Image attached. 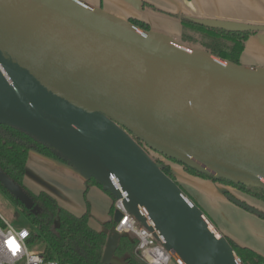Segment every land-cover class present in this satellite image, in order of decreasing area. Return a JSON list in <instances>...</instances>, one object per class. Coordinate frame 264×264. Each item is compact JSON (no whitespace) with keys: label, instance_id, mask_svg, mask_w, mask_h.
Masks as SVG:
<instances>
[{"label":"water","instance_id":"1","mask_svg":"<svg viewBox=\"0 0 264 264\" xmlns=\"http://www.w3.org/2000/svg\"><path fill=\"white\" fill-rule=\"evenodd\" d=\"M187 17L264 31V24ZM0 123L51 143L116 198L125 192L127 209L176 263L243 264L129 132L169 160L264 188V67L188 47L85 0H0ZM0 181L18 192L1 170ZM238 197L227 196L264 217ZM106 223L102 263L127 264L115 252L132 235Z\"/></svg>","mask_w":264,"mask_h":264},{"label":"trees","instance_id":"2","mask_svg":"<svg viewBox=\"0 0 264 264\" xmlns=\"http://www.w3.org/2000/svg\"><path fill=\"white\" fill-rule=\"evenodd\" d=\"M176 17L180 20V31L176 38L178 42L191 48L207 50L223 60H229L238 64H241V57L246 49L249 38L257 33L256 31H228L209 27L185 15H176ZM129 21L141 29L152 30L149 23L144 20L130 18ZM129 133L147 153L151 150L156 155L154 160L162 171L174 180L194 203H196L194 199L178 182L171 163L180 164L188 174L212 182H220L229 187L232 186L238 191L264 202V188L236 183L225 178H216L213 175L183 165L176 160H169L149 148L134 134ZM32 150L67 163L71 162L69 158L61 155L51 143L22 128L0 123V170L16 187L18 192L11 191L1 181L0 188L22 209L35 227L34 230H31V242H35L40 238L46 242L47 245L43 254L47 260H57L61 264L69 262L77 264H103L102 257L107 241V234L102 230L95 229L90 224L91 205L87 199V191L91 185L96 184L113 197L114 203L110 210L111 219L106 223L109 227H115L117 224L115 220L117 211L115 208L116 197L105 189L98 180L90 177L86 182L87 188L85 192L87 210L84 214L77 215L61 206L50 193L46 191L39 193L31 191L24 184V177L28 155ZM224 195L226 197H238L236 193L229 191L224 192ZM57 220H59V226L56 225ZM132 237L133 240L127 237L120 239L115 255L127 264H146L136 252L137 238L134 235ZM225 237L243 264H264L263 255L249 247L236 244L227 236Z\"/></svg>","mask_w":264,"mask_h":264},{"label":"crops","instance_id":"3","mask_svg":"<svg viewBox=\"0 0 264 264\" xmlns=\"http://www.w3.org/2000/svg\"><path fill=\"white\" fill-rule=\"evenodd\" d=\"M85 1L127 20L137 18L145 21L146 15L149 14L150 17H153L151 12H154L174 17L185 15L264 24V0ZM176 18L178 19V17ZM256 39L262 42L261 38ZM251 66L264 67V64L257 62ZM171 166L178 182L206 213L219 232L231 238L238 245L249 247L264 256V217L229 200L223 195L221 185L188 174L180 164L171 163ZM35 174L46 175L48 176L45 177L46 179L52 178V175L55 174L61 183L58 185L63 188L65 195L60 197L50 185L45 186L35 179L33 177ZM88 179L89 174L78 166L45 156L35 150L30 151L28 155L24 184L28 188L32 187L36 191H34L35 193L41 191L50 193L61 206L77 215H82L87 210L85 191ZM88 194L94 198L93 204H91L90 224L95 229L102 230L110 219V210L114 199L111 198V203L108 206V201H110L108 193L96 184L89 187ZM237 195L247 203L264 211L263 201L246 194L239 193ZM101 200L105 202L103 209L100 208ZM101 212L99 218L95 213ZM170 264L178 263L172 260Z\"/></svg>","mask_w":264,"mask_h":264},{"label":"built area","instance_id":"4","mask_svg":"<svg viewBox=\"0 0 264 264\" xmlns=\"http://www.w3.org/2000/svg\"><path fill=\"white\" fill-rule=\"evenodd\" d=\"M121 197L115 199V208L121 214L115 226L119 232H128L137 240L136 252L146 264H170L172 256L164 247L154 230L140 224L137 217L125 205L126 193L119 189ZM27 236L22 237L21 232ZM14 239L18 248L15 253L8 247L7 241ZM32 231L26 227L16 228L0 213V264H61L57 260H47L43 252L30 248ZM66 264H77L69 262Z\"/></svg>","mask_w":264,"mask_h":264},{"label":"rangeland","instance_id":"5","mask_svg":"<svg viewBox=\"0 0 264 264\" xmlns=\"http://www.w3.org/2000/svg\"><path fill=\"white\" fill-rule=\"evenodd\" d=\"M151 15H153V17H150L149 14H147L145 21L149 23L152 30L158 33L167 35L173 39L177 38V36L179 35V31H180V20L179 19H177L176 17L172 15L170 16L167 14H155L154 12H151ZM251 37L252 38L247 42L246 49L241 57V64L245 66H251L252 64H255L257 62H261V64H264V31H259L253 34ZM256 38H261L262 42L257 41ZM58 152L60 151L58 150ZM148 153L150 154L151 157L153 158L156 157V155L151 150L150 152L148 151ZM60 154L63 155L64 157H68L62 152ZM70 161L72 162V160ZM35 175L33 176L35 179H37L40 183L44 184L45 186L50 185L60 197L61 195H65L63 188L60 185H58L61 183L59 182V179L57 178L55 174H53L52 178H49V179L45 178V177H48L46 175H40V174H35ZM28 189H30L31 191L33 190V192L35 191L32 187ZM230 191L236 194H239V193L245 194V193L238 191L236 188H233L232 186L230 187ZM108 195L110 198L109 199L110 201H108V206H109L111 203V198L113 197L109 193ZM87 199L89 200L90 205L93 204L94 198L90 197V194L87 195ZM101 201L103 205L102 204H101L102 206L100 204L99 205H100V208L103 209L105 207V202L103 200ZM0 213L8 222L11 223V225H13L16 228L26 227L31 230L35 229V227L30 222V220L25 215V213L22 211V209L18 207L1 188H0ZM95 214H97L98 217L100 218V215L102 214V212L95 213ZM110 219H111V216H110ZM46 245H47L46 242L42 238H40L36 240L35 242H31L30 248L32 250L43 252Z\"/></svg>","mask_w":264,"mask_h":264},{"label":"clouds","instance_id":"6","mask_svg":"<svg viewBox=\"0 0 264 264\" xmlns=\"http://www.w3.org/2000/svg\"><path fill=\"white\" fill-rule=\"evenodd\" d=\"M22 237H25V236H27L28 235V233L26 232V231H24V232H21V234H20ZM14 242L11 244V245H8V247L13 251V253H15L16 251H17V248H18V246H17V244H16V242H15V240L14 239H12Z\"/></svg>","mask_w":264,"mask_h":264},{"label":"snow or ice","instance_id":"7","mask_svg":"<svg viewBox=\"0 0 264 264\" xmlns=\"http://www.w3.org/2000/svg\"><path fill=\"white\" fill-rule=\"evenodd\" d=\"M13 242H14V241L10 238L6 243H7L8 245H11Z\"/></svg>","mask_w":264,"mask_h":264}]
</instances>
